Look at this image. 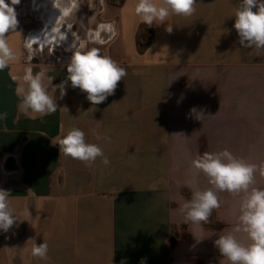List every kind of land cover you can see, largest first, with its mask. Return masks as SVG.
<instances>
[{
	"label": "crops",
	"instance_id": "crops-1",
	"mask_svg": "<svg viewBox=\"0 0 264 264\" xmlns=\"http://www.w3.org/2000/svg\"><path fill=\"white\" fill-rule=\"evenodd\" d=\"M22 2L13 5L16 29L5 34L16 59L0 70V189L17 217L0 230V264H229L214 241L239 226L245 194L218 192L220 207L199 224L181 206L192 190L212 187L193 166L205 152L228 150L257 165L253 187L264 188V50L239 43L241 0H196L193 15L151 26L136 14L139 0H31V14ZM40 2L52 9L35 12ZM33 19L41 29L31 33ZM35 45L58 59L39 63L57 103L47 115L22 111L16 93L27 88V69L37 74L26 55ZM93 48L126 76L98 105L70 81L61 96L72 53ZM73 128L102 148L108 165L60 153L59 139ZM33 240L47 243V259L32 255Z\"/></svg>",
	"mask_w": 264,
	"mask_h": 264
},
{
	"label": "clouds",
	"instance_id": "clouds-1",
	"mask_svg": "<svg viewBox=\"0 0 264 264\" xmlns=\"http://www.w3.org/2000/svg\"><path fill=\"white\" fill-rule=\"evenodd\" d=\"M19 2L20 0H10L7 3L6 0H0V70L16 59L5 34L17 27V14L13 5ZM195 4L196 0H159V3L156 0H139L135 11L142 16L145 24L151 26L157 20L166 21L170 15L191 16L196 10ZM233 27L238 33L241 46L264 50V2L241 0L240 7L235 12ZM171 30L168 28L169 32ZM67 73L66 81L57 85L62 90L61 96L65 94V85L70 81L73 88H79L87 94L86 99L93 105L104 102L108 96L114 94L118 82L127 74L125 68L110 57L100 55L95 48L72 53ZM23 80L27 88L18 86L16 89L22 111L47 115L57 110L56 101L43 84V73L33 75L29 68ZM192 111L195 112L196 109ZM6 117V112L0 113V119ZM96 138L109 139L99 135ZM58 145L61 154L82 161L86 166L91 167L98 157H103V164H109L102 148L87 143L85 132L78 128L69 130L59 139ZM193 166L207 176L212 187L192 190L191 199L181 206L186 220L194 224L207 222L213 210L220 207L218 192H229L233 195L244 193L239 209V226L219 236L214 244L229 264H264V188L253 187L258 166L232 155L228 150L205 152L193 161ZM259 171L264 175V166ZM8 197L9 193L0 189V230L4 232L17 221L9 206ZM241 231L247 234L251 243L245 245L237 239L234 233ZM31 252L34 257L47 259L48 245L45 242L37 245L33 240Z\"/></svg>",
	"mask_w": 264,
	"mask_h": 264
},
{
	"label": "rangeland",
	"instance_id": "rangeland-1",
	"mask_svg": "<svg viewBox=\"0 0 264 264\" xmlns=\"http://www.w3.org/2000/svg\"><path fill=\"white\" fill-rule=\"evenodd\" d=\"M24 1V5L26 7V11L28 14H31V0H20V2L18 3L19 6H23V2ZM42 2V1H41ZM36 3L35 4V8H33V10L35 11L36 9L38 10L39 8L38 7H45L47 5V10H51L52 7H49L48 4L45 2V3ZM42 7V8H43ZM37 10L35 12H37ZM35 12H33L35 14ZM47 19V18H46ZM37 21V20H36ZM34 19L33 20H30L27 22L28 25H26L25 29L26 31H36L37 29H41V26L39 25V23H37ZM28 26H29V29H28ZM36 34V32H35ZM34 34V35H35ZM51 47H42L40 45H35L33 47V49H27L26 50V55H27V61L29 64L27 65H32L34 64L35 66H33L35 69L34 70V73H44V75L46 76L48 73H49V68L48 67H45L44 65L42 64H39V63H50V61L52 63L58 61V59L53 56L51 53H50V49ZM59 58V57H58ZM51 89V88H50ZM49 90V88L47 89Z\"/></svg>",
	"mask_w": 264,
	"mask_h": 264
},
{
	"label": "trees",
	"instance_id": "trees-1",
	"mask_svg": "<svg viewBox=\"0 0 264 264\" xmlns=\"http://www.w3.org/2000/svg\"><path fill=\"white\" fill-rule=\"evenodd\" d=\"M107 4L110 6L121 7L125 4L126 0H106ZM152 42V36L139 42V52L144 53L145 50L150 46Z\"/></svg>",
	"mask_w": 264,
	"mask_h": 264
}]
</instances>
